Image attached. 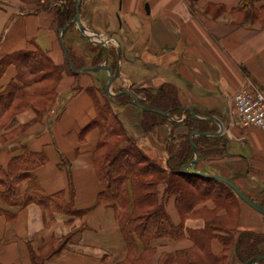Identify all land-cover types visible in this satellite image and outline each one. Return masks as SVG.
<instances>
[{
	"label": "crops",
	"instance_id": "crops-1",
	"mask_svg": "<svg viewBox=\"0 0 264 264\" xmlns=\"http://www.w3.org/2000/svg\"><path fill=\"white\" fill-rule=\"evenodd\" d=\"M241 1L110 0L109 6L96 4L86 13L82 6L85 35L76 27L79 34L67 31L64 40L73 51L75 44L83 48L88 43L96 47L101 44L108 64V48L117 50L113 67L119 66L120 75L112 83V92H135L141 87L155 91L165 83L172 84L183 111L192 107L198 115L220 119L223 132L207 135L219 139L201 141L198 162L191 168L230 177L250 197L260 200L254 197H264V130L242 123L234 111V95L244 87H264V16L242 21L240 14L232 15ZM209 4L224 6L225 10L215 17L206 12ZM263 7L264 0L254 4L258 10ZM54 22V11L37 2L0 0V59L21 49H34L35 41L57 64H64L66 57ZM87 51L84 54L90 57ZM16 73L14 65L6 69L0 78V91ZM103 74L109 80L106 69L65 73L51 111L36 119L33 109L24 110L0 130V178L22 145L43 150L47 160L36 169L43 190L50 194L63 191L75 209L84 210L52 212L34 202L18 207L0 200V264H122L126 260L127 246L117 210L98 203L102 185L93 156L100 129L83 132L96 116V98L102 99L98 80L104 85L99 77ZM76 86L80 89L73 91ZM118 111L126 125L140 132L142 108L131 102ZM206 122L209 129L203 131L220 129L219 124ZM26 123L31 124L25 131H18ZM173 129L169 120L154 133H145L144 140L149 144H142L145 150L165 160L163 145ZM175 131L186 133L187 128L179 125ZM27 185L23 183V190ZM165 201L174 223H181L175 197ZM184 224L199 229L205 221L193 216ZM247 230L264 233V214L243 201L234 239ZM192 246L187 236L157 241L155 255L146 264H159L161 255ZM212 250L222 251L219 239L212 241Z\"/></svg>",
	"mask_w": 264,
	"mask_h": 264
},
{
	"label": "trees",
	"instance_id": "trees-1",
	"mask_svg": "<svg viewBox=\"0 0 264 264\" xmlns=\"http://www.w3.org/2000/svg\"><path fill=\"white\" fill-rule=\"evenodd\" d=\"M37 2L41 7L55 13V27H60L76 15V0H25ZM193 3L196 0H191ZM260 0H242L232 10V15L240 14L242 21L255 20L264 13L254 8ZM224 6L209 4L206 12L218 17L224 12ZM75 30V23L67 31ZM78 32V31H77ZM2 37L0 35V42ZM34 49H21L8 53L0 59V78L6 69L14 65L16 76L0 91V130L9 120L22 110L31 108L37 117H42L55 106L59 82L65 73H73L67 61L57 64L49 53L35 41ZM69 48L72 62L77 69L97 65L104 61V47L88 50L90 57L78 56ZM110 65L116 66L117 50L108 48ZM89 59H91L90 62ZM46 82L45 84H42ZM80 89L79 86L73 91ZM102 99L96 98V116L83 129L99 128L101 137L94 151V164L102 189L98 203H107L117 210V219L127 246V258L122 264L147 263L156 251V242L163 239L190 238L194 245L188 249L168 252L162 255L159 264H239L264 254V233L242 231L234 239L233 230L239 215L235 207L236 192L225 182L183 171L195 156L191 143L194 130H208L209 123L195 119L190 111H183L178 100V92L172 84H163L157 90L148 88L134 89L141 104L170 111L172 117L185 114L183 120L173 119L174 129L165 140L163 149L165 160L152 156L145 150L138 139L129 131L120 117L118 108L132 102L128 94L110 95L103 85L99 86ZM95 92V89H90ZM48 99L50 103L45 101ZM209 115V114H207ZM169 119L157 112L142 109L139 127L144 133H154ZM31 123L18 127L25 131ZM179 125L187 128L186 133H178ZM219 139L207 135L194 136L200 150L201 141ZM47 155L43 150L36 151L27 145L20 147V153L14 156L8 168L0 178V200L13 206H25L38 203L48 210L67 213L84 212L75 209L72 200L68 201L63 191L47 193L38 180L36 169L44 164ZM190 171L192 169L190 167ZM208 172L207 170H205ZM27 188L23 190V183ZM163 187V189H162ZM73 197V191L71 192ZM175 197V204L182 221L175 224L169 214L166 202L168 197ZM212 200L213 207L206 203ZM255 200V199H254ZM264 206V199L256 200ZM202 217L204 227L186 228L184 221L188 217ZM219 239L222 251L212 250V241ZM258 264H264V260Z\"/></svg>",
	"mask_w": 264,
	"mask_h": 264
},
{
	"label": "water",
	"instance_id": "water-1",
	"mask_svg": "<svg viewBox=\"0 0 264 264\" xmlns=\"http://www.w3.org/2000/svg\"><path fill=\"white\" fill-rule=\"evenodd\" d=\"M81 3L82 0H77L76 1V15L73 19L69 20L65 26L60 27L59 28V38L60 41L62 43L63 49H64V53H65V57H66V61L70 67V69L72 70L73 73L78 74L80 72L83 71H97V70H101V69H106L110 72V76H109V80L106 83L105 87H106V91L111 94V95H116V94H129L132 97V102L133 104H135L136 106L142 108V109H146V110H151L154 112H157L165 117H167L169 120H173L174 118L171 116L170 111H163L159 108H151L148 106H145L143 104H141L139 97L136 95L135 92H133L130 89H124L121 90L118 93H114L111 91V86L112 83L115 79H117L120 75V68L119 66L114 68L113 66L109 65L106 61L108 59V57L106 58V61L104 63L101 64H97V65H89V66H85L82 67L80 69H77L71 59V55L68 49V46L64 40V34L66 33L68 26L72 23H75L79 29V31L84 34L85 30L84 27L82 26L81 23ZM85 35V34H84ZM120 58V57H119ZM184 110L190 111L192 113V116L195 119L198 120H205V121H211V122H215L217 124H219L220 129L219 130H211V131H203L200 129L194 130L191 133V143L195 152V156L194 158L186 165L183 166V171L184 172H189L192 174H196V175H200V176H204V177H209V178H213V179H218L220 181H223L225 183H227L235 192L236 194L243 200L245 201L247 204H249L250 206H252L254 209H256L257 211L261 212L264 214V206L261 205L260 203H258L256 200H254L252 197H250L247 193H245L240 186L235 182L234 179L230 178V177H225L223 175L220 174H216V173H208L206 171L203 170H193L190 171V167L192 165H195L198 162L199 159V151H198V147L194 141V136L197 134H202V135H218L221 134L224 130L223 127V123L220 119H218L217 117H215L214 115H209V116H201L198 115L194 109L192 107H185ZM264 259V254L261 256H257V257H252L248 260H246L243 264H255L258 263L260 261H262Z\"/></svg>",
	"mask_w": 264,
	"mask_h": 264
},
{
	"label": "built area",
	"instance_id": "built-area-1",
	"mask_svg": "<svg viewBox=\"0 0 264 264\" xmlns=\"http://www.w3.org/2000/svg\"><path fill=\"white\" fill-rule=\"evenodd\" d=\"M234 111L245 126L264 130V87H244L234 95Z\"/></svg>",
	"mask_w": 264,
	"mask_h": 264
},
{
	"label": "rangeland",
	"instance_id": "rangeland-1",
	"mask_svg": "<svg viewBox=\"0 0 264 264\" xmlns=\"http://www.w3.org/2000/svg\"><path fill=\"white\" fill-rule=\"evenodd\" d=\"M77 1V0H76ZM89 1V4H90V2L92 3V6L90 5H84L86 2H88ZM112 1V0H111ZM96 4H104V5H108L109 6V4H110V0H82V3H81V10H83L84 9V13H86V11L87 12H89V10L93 7V6H95ZM82 6H83V9H82ZM97 9V8H96ZM106 11V10H105ZM261 16H264V13H262L261 14ZM262 19V18H261ZM93 21H94V18L92 19ZM75 26L77 27V25L75 24ZM91 27H93V25L91 26ZM59 30V29H58ZM75 31V30H74ZM75 32H77V31H75ZM111 33V31L109 30L108 31V33ZM78 33V32H77ZM107 33V34H108ZM109 33V34H110ZM79 34V33H78ZM78 34H74V35H76V37H79L78 36ZM75 37V36H74ZM94 43V42H93ZM72 44H74L73 42H72ZM100 45L101 44H99V46L97 45V48H100ZM86 46H88L87 48L86 47H82V46H78L77 44H75V47H76V49H74V53L75 54H77L78 56L79 55H83V56H85L86 54H84V52L85 51H87V50H92V48H95L96 47V45H94V44H92V43H88ZM74 47V48H75ZM86 48V49H85ZM91 61V59H89V61L88 62H90ZM66 62V61H65ZM104 76H99L100 77V79H103L105 82H107L108 81V79H107V75L106 74H103ZM61 81H62V79H61ZM61 81L59 82V85H60V83H61ZM46 82H43L42 84H45ZM98 83L101 85L102 84V81H99L98 80ZM58 95H59V93H58ZM57 99H58V96H57ZM45 101H49L48 99H45ZM48 103H50V102H48ZM28 109H31V108H28ZM25 110H27V109H25ZM22 111H24V110H22ZM21 111V112H22ZM51 111V110H50ZM15 116V115H14ZM14 116L11 118V119H13L14 118ZM10 119V120H11ZM9 120V121H10ZM27 124V123H26ZM127 127H128V129H129V131L138 139V141L140 142V144H146V145H149V144H147L146 143V140H144V132H142L141 131V129H140V127H139V129H140V132H137L136 130H134V128H135V126H134V128L132 127V126H130V125H127ZM137 130H138V127H137ZM254 198H257V199H264V197H254ZM208 202H210V203H212V206H210L209 204H208ZM206 204L209 206V207H213L215 204H214V202L212 201V200H209ZM243 202V200L236 194V197L234 198V204H235V207H237V208H239L240 207V204ZM192 241V240H191ZM193 242V241H192ZM193 245H194V243H193ZM189 248H191V247H189ZM185 249H188V248H185ZM155 255V252L153 253V256ZM162 257V255L159 257V262H160V258ZM236 261V260H235ZM236 263H238L239 264V262H236Z\"/></svg>",
	"mask_w": 264,
	"mask_h": 264
},
{
	"label": "bare ground",
	"instance_id": "bare-ground-1",
	"mask_svg": "<svg viewBox=\"0 0 264 264\" xmlns=\"http://www.w3.org/2000/svg\"><path fill=\"white\" fill-rule=\"evenodd\" d=\"M241 264V263H240Z\"/></svg>",
	"mask_w": 264,
	"mask_h": 264
}]
</instances>
